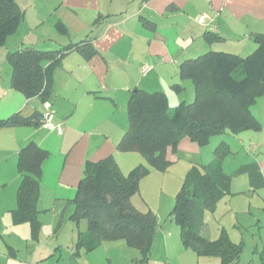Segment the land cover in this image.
Here are the masks:
<instances>
[{"label": "crops", "instance_id": "obj_1", "mask_svg": "<svg viewBox=\"0 0 264 264\" xmlns=\"http://www.w3.org/2000/svg\"><path fill=\"white\" fill-rule=\"evenodd\" d=\"M17 1L23 17L17 30L6 39L7 54L26 46L57 50L84 40L96 49L89 57L81 49H70L52 70L49 102L54 111L53 122L61 125V132L41 125L0 127V229L8 216L11 224L28 227L21 226L24 233L28 229L35 245L40 238L41 214L50 210L55 217L57 213L72 211L71 200L86 160L112 155L120 170H124L122 173L130 170L133 158L128 155L134 152L117 151L116 144L128 128L127 100L133 87L153 91L156 85L161 86L168 103L175 102L179 98L171 84L179 82L183 88L188 85L187 79L178 76L183 60L208 50L245 54L255 48L253 35L264 33V0ZM202 14L208 17L200 23ZM59 23L65 32L59 31ZM208 34L221 38L209 40ZM91 48L88 45L85 50ZM144 62L152 70L139 79ZM6 86L7 90H0L6 91L9 102L0 111V119L15 112L30 115L39 111L42 116L44 108L39 97L28 99L17 94L20 92L10 83ZM261 98L252 105L254 113V107L261 105L264 114ZM30 141L49 153L42 164L36 240L31 237L29 223H16L12 216L20 180L17 153ZM179 143L190 150L197 145L186 137ZM169 156L170 148L166 150V157ZM251 164L256 169L245 172L244 181L249 188L264 192V165L258 160ZM232 183L233 178L231 186ZM5 245L9 255L15 257V245L8 241ZM40 245L33 252L34 258L40 254Z\"/></svg>", "mask_w": 264, "mask_h": 264}, {"label": "trees", "instance_id": "obj_2", "mask_svg": "<svg viewBox=\"0 0 264 264\" xmlns=\"http://www.w3.org/2000/svg\"><path fill=\"white\" fill-rule=\"evenodd\" d=\"M22 17L23 10L17 0H0V47L17 30ZM58 29L66 31L60 23ZM220 38L208 34L209 40ZM253 41L255 48L246 56L208 50L183 60L178 66V76L193 82L195 98L190 103L181 101L170 108L165 92L133 87L127 100L129 124L116 144L117 151L138 152L152 167L164 170L171 163L166 150L175 149L184 137L204 145L210 136L226 130L233 134L258 130L261 126L252 105L264 95V33L254 34ZM88 45L91 48L90 42L84 40L57 50L26 46L9 52L11 87L28 99L37 96L42 103L49 101L54 66L70 49H81L88 57L95 54L93 47L85 50ZM171 88L177 93L183 90L179 82L171 84ZM20 125H41V114L15 112L0 119V127ZM229 153L228 145L222 141L214 148L211 161L192 163L172 207L182 245L199 256L218 257L222 264L240 259L242 242L230 240L224 228L216 239L206 237L202 230L204 210H213L218 199L230 193L232 177L223 169L224 158ZM48 155L46 149L33 141L17 153L20 180L12 216L16 223H29L34 240L40 228L37 202L42 164ZM147 172L145 166L139 165L125 175L112 155L86 160L71 200L73 210L68 215L75 223L87 219L86 231L77 235L73 256L80 248L91 251L102 241L124 239L128 246L139 251L141 262L149 260L156 218L151 211L137 209L131 200Z\"/></svg>", "mask_w": 264, "mask_h": 264}, {"label": "rangeland", "instance_id": "obj_3", "mask_svg": "<svg viewBox=\"0 0 264 264\" xmlns=\"http://www.w3.org/2000/svg\"><path fill=\"white\" fill-rule=\"evenodd\" d=\"M5 45L0 47V89L7 90L6 85L11 83L12 70ZM252 51L238 55L246 56ZM151 70L143 74L140 68L139 79ZM187 82V87L180 93L173 90L179 100L175 102L171 100L170 108L176 107L181 101L190 103L194 100L193 82L188 79ZM152 89L163 91L162 87L157 85ZM4 90H0V111L5 102H9L6 100ZM17 94L23 96L21 93ZM263 96H260L262 98L259 100L264 102ZM260 107L261 105L254 107L255 113L253 111L261 126L258 130L248 129L237 134L226 130L210 136L204 145L197 144L195 150H190L183 143H179L175 149L169 147L170 156L167 158L171 163L164 170L152 167L138 152L128 155L132 156L133 160L131 166L129 165L130 170H127L125 175L139 165L148 169L139 181L138 192L131 198L137 209L142 212L151 211L156 218L157 234H154L148 261L141 262L139 251L128 246L124 239L102 241L91 251L80 248L77 255H71L75 243L74 237L79 231H86L87 219L82 218L75 223L68 219L69 212H64L63 215L57 213L53 217V213L49 210L40 216V238L36 245L32 244L29 238L28 229L24 233L22 229L24 227H21L26 225L11 224L7 216L3 221V230L0 229V264H222L218 257L199 256L193 250L185 248L180 240L179 227L172 216L176 193L190 166L192 163L211 161L214 157V148L222 141L230 149L223 162H226L225 171L232 175L233 183L230 193L220 197L213 210H204L206 230L203 229L202 234L205 233L203 235L210 239H216L220 230L224 228L230 240L241 241L243 245L240 259L230 264H264V192L257 188H249L244 181V173L256 169L251 163H256L258 160L264 165V114L261 113ZM68 203L70 204L69 201ZM71 209L73 210V205ZM164 238H167L165 242H163ZM7 241L15 245V257L9 255L5 245ZM39 245L40 254L34 258L33 252Z\"/></svg>", "mask_w": 264, "mask_h": 264}, {"label": "built area", "instance_id": "obj_4", "mask_svg": "<svg viewBox=\"0 0 264 264\" xmlns=\"http://www.w3.org/2000/svg\"><path fill=\"white\" fill-rule=\"evenodd\" d=\"M206 17H208V14H202L198 18V21L202 23ZM151 67L152 66L148 62H145L140 66L143 74L147 73L151 69ZM43 108L44 110L41 116V126L49 130H55L56 132H61L62 130L61 125L53 122L54 111L52 109L51 103L49 101L43 102Z\"/></svg>", "mask_w": 264, "mask_h": 264}]
</instances>
